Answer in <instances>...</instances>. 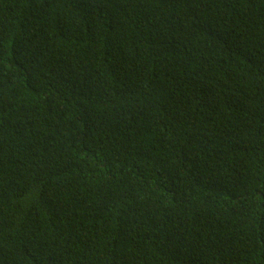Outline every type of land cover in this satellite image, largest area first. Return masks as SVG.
<instances>
[{
  "label": "trees",
  "instance_id": "trees-1",
  "mask_svg": "<svg viewBox=\"0 0 264 264\" xmlns=\"http://www.w3.org/2000/svg\"><path fill=\"white\" fill-rule=\"evenodd\" d=\"M0 264H264V0H0Z\"/></svg>",
  "mask_w": 264,
  "mask_h": 264
}]
</instances>
